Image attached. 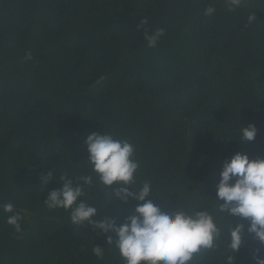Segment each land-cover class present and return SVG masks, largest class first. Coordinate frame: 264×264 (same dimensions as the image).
Here are the masks:
<instances>
[{"label": "trees", "instance_id": "trees-1", "mask_svg": "<svg viewBox=\"0 0 264 264\" xmlns=\"http://www.w3.org/2000/svg\"><path fill=\"white\" fill-rule=\"evenodd\" d=\"M249 124L257 136L241 142ZM94 132L132 144L130 186L149 182L162 210L213 214L221 236L188 264H255L264 244L248 235L233 252L228 227L248 221L219 213L215 197L226 158H264V0H0V264H125L113 233L45 203L63 176L92 175L80 198L92 220L134 214L136 200L112 195L120 183L92 173Z\"/></svg>", "mask_w": 264, "mask_h": 264}, {"label": "clouds", "instance_id": "clouds-1", "mask_svg": "<svg viewBox=\"0 0 264 264\" xmlns=\"http://www.w3.org/2000/svg\"><path fill=\"white\" fill-rule=\"evenodd\" d=\"M239 6L241 0H231ZM214 11L206 10V15ZM254 15L249 16L251 22ZM147 20L141 22V26ZM162 31L147 36L149 46H155ZM258 129L254 124L243 126L241 142H252ZM88 152L87 161L96 179L106 188L120 183L122 186L113 189L114 198L127 203L136 200L134 214L118 224L114 218L94 221L97 209L80 199L85 195V186L93 183L92 175L72 179L63 176L62 187L49 192L45 203L50 209L64 208L70 211L71 223L75 225L90 224L94 229L107 235V243L115 244L125 264H188L194 254L215 247V241L221 236L213 214L208 210L164 211L152 200V186L144 182L139 190L130 185L139 165L133 159L134 148L127 140L115 139L110 134L91 133L85 139ZM50 175L48 173L44 177ZM50 182V181H49ZM131 189V190H130ZM219 201L218 211L224 216H234L248 221L245 230L243 223H231L227 230L228 247L235 253L240 249L243 240L252 235L253 239L264 244V158L252 159L246 153L236 152L222 163L220 178L216 184V197ZM5 212L11 213V203L3 206ZM20 216L13 214L7 223L20 231ZM93 252L102 255V247L97 245ZM257 249L253 253L255 264H264V257ZM228 257V264H232Z\"/></svg>", "mask_w": 264, "mask_h": 264}, {"label": "water", "instance_id": "water-1", "mask_svg": "<svg viewBox=\"0 0 264 264\" xmlns=\"http://www.w3.org/2000/svg\"><path fill=\"white\" fill-rule=\"evenodd\" d=\"M191 124H192V123L190 122V124H189V131L191 130Z\"/></svg>", "mask_w": 264, "mask_h": 264}]
</instances>
